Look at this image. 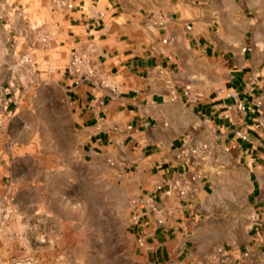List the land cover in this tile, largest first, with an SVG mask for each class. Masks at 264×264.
Segmentation results:
<instances>
[{"label": "crops", "instance_id": "crops-1", "mask_svg": "<svg viewBox=\"0 0 264 264\" xmlns=\"http://www.w3.org/2000/svg\"><path fill=\"white\" fill-rule=\"evenodd\" d=\"M249 12L250 0H0L1 123L23 133L33 113L41 129L49 106L65 174L96 166L133 192L144 264H264V87ZM11 141L0 216L12 196L24 219L26 159L41 154L24 134Z\"/></svg>", "mask_w": 264, "mask_h": 264}, {"label": "rangeland", "instance_id": "rangeland-1", "mask_svg": "<svg viewBox=\"0 0 264 264\" xmlns=\"http://www.w3.org/2000/svg\"><path fill=\"white\" fill-rule=\"evenodd\" d=\"M249 17L256 27L252 53L255 61L261 60L260 82L264 87V0H250ZM50 117L49 106H43L42 127L38 129L31 113L23 133L0 120V150L17 155L18 144L11 139L24 134L30 140L27 153L41 154V158L26 159L29 182L24 219L16 212L18 208L21 211V204L12 196L0 216V264H144L140 243L131 230L133 192L110 175L99 174L96 166L90 167L87 179L67 176L65 168L57 165L61 159L51 155L57 145ZM35 129L41 133L36 146ZM0 162L16 166L18 160ZM260 227L264 239V214Z\"/></svg>", "mask_w": 264, "mask_h": 264}]
</instances>
